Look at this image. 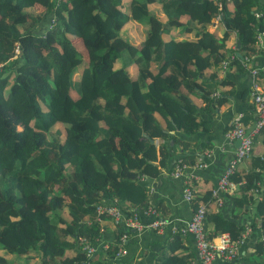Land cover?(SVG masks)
Listing matches in <instances>:
<instances>
[{
	"label": "trees",
	"instance_id": "16d2710c",
	"mask_svg": "<svg viewBox=\"0 0 264 264\" xmlns=\"http://www.w3.org/2000/svg\"><path fill=\"white\" fill-rule=\"evenodd\" d=\"M156 1L164 21L150 10ZM129 19L145 26L140 43L121 33ZM213 21L224 27L220 36L208 29ZM173 26L180 31L164 38ZM186 30L192 37L182 35ZM260 31L264 0H0V264H83L77 238L93 242L102 235L97 202H125L129 214L148 201L142 177L158 175L168 157L167 147L151 138H177L158 115L169 130L200 128L204 120H197L191 94L207 111L221 103L212 98L217 84L206 68L229 55L239 64L243 55L225 47L232 34L240 53L259 51ZM126 59L137 62L136 77ZM57 123L65 127L63 139L60 129L52 131ZM249 158L247 170L231 174L243 181L235 202H251L249 190H258L264 235V156ZM205 197H193V209ZM204 226L210 238L228 232L234 240L245 228L219 211H207ZM125 230L131 231L118 224L116 241L88 264L117 259ZM263 248L264 236L255 244L257 252ZM159 261L193 264L176 253Z\"/></svg>",
	"mask_w": 264,
	"mask_h": 264
},
{
	"label": "crops",
	"instance_id": "0c3cea01",
	"mask_svg": "<svg viewBox=\"0 0 264 264\" xmlns=\"http://www.w3.org/2000/svg\"><path fill=\"white\" fill-rule=\"evenodd\" d=\"M160 4L158 1L150 5L151 12H154L157 17L166 20V17L159 11ZM258 9V8H257ZM259 10V9H258ZM49 18V17H48ZM130 23V25H128ZM129 19L125 22L121 29L122 34L129 35V38L134 43H140L144 38V25ZM46 27V21L41 23ZM128 25V26H127ZM217 30V35L220 36L224 27L213 21L208 26L212 31ZM180 26H173L169 31L163 33V37L168 39L173 34L179 32ZM39 31V30H38ZM182 35L192 37L193 32L186 30L182 31ZM259 51L252 55H244L240 53L238 39L232 34L225 42L227 51H236L242 54L243 57L239 64L232 62L230 58L227 67L222 66L221 61L213 62L205 70V75L214 74L216 79V89L212 93L213 99H221V103L215 108V111H207L203 108V101L197 95L191 94V99L197 108V120H204L202 126L195 132L187 133L179 129H167L165 119L158 115L159 121L165 131L177 137L176 139L167 136L154 138V143L158 146L164 144L168 150L166 164L161 167L160 173L156 176H146L142 182L147 187L152 188L148 192V201L156 206L160 214L171 218L176 224H181L190 218L193 210L192 202L186 201L182 196V187L184 175L178 177L172 174L176 160L179 157H185L188 161L184 174L191 175L192 188L194 197L198 194L203 200V197L211 193L212 198L205 197L207 200V211H219L223 216L233 219L237 224L246 227L250 226V231L243 234L238 241L237 254L232 259H224L217 256L211 264H264V248L262 252H257L255 244L263 238L262 217L257 213L256 202L260 198V194L249 190L253 193V200L243 205H238L235 202V195H239V188L234 191L221 192L223 202L218 205L212 194L213 188L216 187L218 178L224 167L229 162L233 155V148L236 146V141L231 146L224 149L221 148V143L225 139V131L230 127L232 117L242 112L243 123L247 128L253 127L255 121V113L251 98V89L253 77L256 82L264 89V44L263 41L257 40ZM125 68L132 77L137 75V62L131 59H126L124 62ZM117 64H121L122 60H118ZM256 68L257 74L254 76L251 69ZM216 105V104H215ZM262 131V130H261ZM259 132L254 135L253 150L251 154L264 156V132ZM179 138V139H178ZM211 150V154L207 155L206 151ZM201 158V160H200ZM201 161L203 165L196 167V164ZM249 156L246 157L237 166L238 169L247 170L250 165ZM264 177V168L261 170ZM240 187V186H239ZM125 202H120L124 205ZM146 216V215H145ZM143 216L144 220H147ZM101 226V238L109 243L116 241L117 225L109 217L96 219ZM212 224H208V230H211ZM245 229V228H244ZM209 232V231H208ZM128 237L124 244L123 251L115 257L117 259H109L108 264H160V256L171 253H176L185 256L187 260L193 264H202L196 255L194 237L191 233H183L177 231L172 233L168 228L158 232L153 229H146L142 232H136L131 229L127 231ZM178 234V246L171 249L170 242L175 234ZM211 234V232L209 233ZM218 234L212 235L215 239ZM77 241V240H76ZM77 249L80 250L76 242ZM75 252L74 248L67 249L68 255ZM105 253L99 252V255Z\"/></svg>",
	"mask_w": 264,
	"mask_h": 264
},
{
	"label": "built area",
	"instance_id": "2783aa9c",
	"mask_svg": "<svg viewBox=\"0 0 264 264\" xmlns=\"http://www.w3.org/2000/svg\"><path fill=\"white\" fill-rule=\"evenodd\" d=\"M216 1L221 4L224 0ZM255 15L256 17H260L262 15V11L257 9ZM52 23V18L50 17L48 27H50ZM263 33V31L258 32L257 40L259 39L260 41H263ZM228 63L229 59L222 60L223 67H227ZM251 71L252 74L256 76L257 69L252 68ZM251 98L255 113L253 127L250 129L247 128L242 120V112H238L232 117L230 127L225 131V139L221 143V148L224 149L228 145L231 146L237 139L239 140L238 144L233 148L232 157L218 178L216 187L212 190V194L218 205L223 202L221 192L234 191L242 185L243 181L233 180L231 178V174L237 169L240 162L250 156L253 150L254 135L259 133L264 128V89L259 86L254 77L251 89ZM206 154L210 155L211 150H207ZM202 165L203 163L199 161L196 164V167H201ZM186 167L187 163L182 162L179 157L176 160L172 174L176 177L180 175L185 176L183 180L182 196L186 201L191 202L194 197V192L192 182L190 180L191 175L184 174ZM145 177H142V180ZM255 190L256 192L258 191L256 188L254 191ZM147 191L151 192L152 188L148 187ZM206 203L200 202L198 207L192 210L190 218L179 225L176 224L173 219L161 215L159 209L150 201H147L141 208L133 210L131 213L127 214L123 210L120 203L102 200L95 204V211L96 219L106 216L109 217L115 225L122 224L127 229H132L136 232H142L146 229H153L161 232L165 228H168L172 233L177 231L191 233L194 237L197 258L202 264H211L217 256L224 259H232L237 254L238 241L242 237L234 240L228 232H221L215 239L210 238L207 235V231L204 226V219L207 214ZM143 216H145L147 220H144L142 218ZM249 231L250 226L247 225L241 236ZM127 237L128 233L125 230L119 237L116 256L122 253ZM77 243L80 250H82L87 256V260H85L83 264H88V259L97 256L99 252H106L110 245L109 242L103 240L101 237L97 238L96 241L90 242L85 237L79 236L77 238Z\"/></svg>",
	"mask_w": 264,
	"mask_h": 264
},
{
	"label": "rangeland",
	"instance_id": "374dc122",
	"mask_svg": "<svg viewBox=\"0 0 264 264\" xmlns=\"http://www.w3.org/2000/svg\"><path fill=\"white\" fill-rule=\"evenodd\" d=\"M42 21L38 24V26H37V31L39 30L40 32H42V31H44L45 30V28L42 26ZM128 25H130V23L128 24ZM127 25V26H128ZM137 25H139V23H137ZM56 129H60V131H61V136H62V139L64 138V134H65V127H64V125L62 124V123H57V124H55V126L53 127V129H52V131H54V130H56ZM63 213H66V211H64ZM0 252L2 253L3 252V250H1L0 249ZM5 254V253H4ZM6 256H8V254H6ZM20 261H22V260H20Z\"/></svg>",
	"mask_w": 264,
	"mask_h": 264
},
{
	"label": "water",
	"instance_id": "95a60500",
	"mask_svg": "<svg viewBox=\"0 0 264 264\" xmlns=\"http://www.w3.org/2000/svg\"><path fill=\"white\" fill-rule=\"evenodd\" d=\"M49 19V18H48ZM50 20V19H49ZM49 22V21H48ZM239 42V41H238ZM144 134H145V132H143ZM151 141H153L154 142V138H151ZM238 142H239V140L237 139L236 140V145L238 144Z\"/></svg>",
	"mask_w": 264,
	"mask_h": 264
}]
</instances>
